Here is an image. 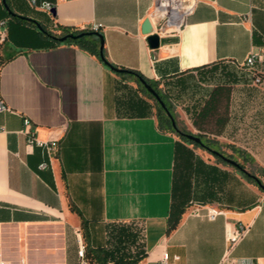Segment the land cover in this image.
<instances>
[{"label":"crops","instance_id":"0c3cea01","mask_svg":"<svg viewBox=\"0 0 264 264\" xmlns=\"http://www.w3.org/2000/svg\"><path fill=\"white\" fill-rule=\"evenodd\" d=\"M5 1L14 15L0 0V264H164L163 253L166 264H264V190L161 129L131 77L75 44L44 46L22 18L56 33L100 24L105 59L157 85L264 49V0H198L156 48L142 33L154 0H44L53 13ZM227 85L197 102L199 122L214 128L202 132L264 167V84ZM28 135L56 141L46 152ZM206 206L221 212L209 220ZM240 226L247 231L229 248L226 235Z\"/></svg>","mask_w":264,"mask_h":264},{"label":"rangeland","instance_id":"374dc122","mask_svg":"<svg viewBox=\"0 0 264 264\" xmlns=\"http://www.w3.org/2000/svg\"><path fill=\"white\" fill-rule=\"evenodd\" d=\"M204 70L205 71L200 74L198 72L185 74L182 82H178L176 79L165 80L157 84V88L165 95L167 101L171 105V114L174 118L176 127L180 131L195 134L199 136L201 140H215V145L213 148L211 147L212 149H219L224 155H232L231 148L226 146V143L220 142L212 135L202 132H213L214 128L211 121L199 122L196 104L198 101L202 103L204 100L213 102V91L218 88H228L226 86H229L227 85L229 83L241 81L256 87L257 85L264 84V81L259 84H253L249 80L246 71L235 65L228 66L227 64H219L216 68H206ZM211 107L212 105L210 108ZM187 108L190 110V115H188V117L186 115ZM202 124H204V126ZM174 133L177 134L176 132ZM178 137L180 136L178 135ZM199 148L205 150L201 146ZM206 153L209 156H213L208 151H206ZM248 166L250 167V171L252 170L251 168L254 167L249 163ZM245 171L248 172L247 169ZM260 181L264 183V180L260 179Z\"/></svg>","mask_w":264,"mask_h":264},{"label":"built area","instance_id":"2783aa9c","mask_svg":"<svg viewBox=\"0 0 264 264\" xmlns=\"http://www.w3.org/2000/svg\"><path fill=\"white\" fill-rule=\"evenodd\" d=\"M31 6L38 7L47 13L51 12L52 4L48 1L27 0ZM198 0H154L153 6L148 14L150 22L155 26V33L160 37L172 36L180 31L184 26L187 17L193 12ZM5 21L0 20V27L4 25ZM100 24H95L92 30H99ZM5 37V31H0V40ZM237 67L246 71L249 80L253 84H259L264 81V49L256 52L250 51L242 62ZM6 106L0 97V110L5 109ZM28 124V120L24 119V125ZM27 133V132H26ZM27 141L29 144L40 146L46 152L55 144L56 140H38L28 135ZM45 162L40 164V167H45ZM201 205L196 204L191 212L199 215L201 213ZM261 211L264 214V201L261 204ZM221 211L213 206L204 207L202 215L209 220H213ZM247 231L246 226H240L236 230L227 233L226 239L228 247L231 248ZM78 256L85 263L84 252L85 247L80 238H78ZM167 254L163 253L162 262L166 264Z\"/></svg>","mask_w":264,"mask_h":264},{"label":"trees","instance_id":"16d2710c","mask_svg":"<svg viewBox=\"0 0 264 264\" xmlns=\"http://www.w3.org/2000/svg\"><path fill=\"white\" fill-rule=\"evenodd\" d=\"M45 29V28H44ZM46 32H42L40 30H37V34L46 37V41L45 43H43L44 46H53L56 44H60V43H70V44H75L78 47L82 48L83 50L99 57V45H100V38L98 35L94 34V33H85L83 34L81 37L76 38V39H66L65 41H57L53 38H51L50 35H56V36H61L67 33H73V34H77L80 32H86V31H91L89 29H74V28H68V27H64L61 26L59 27V32H54L52 30H47L45 29ZM101 35L102 33L97 30ZM103 38V37H102ZM104 55V52H103ZM105 58V57H104ZM132 73H120V72H116L118 75L120 76H124V77H131L138 85V87L140 88V90L150 99L153 100L154 104H155V113H156V117L158 120V126L161 129L164 130H168L171 132H175L174 128L171 125L170 119L169 117L166 115L164 109L161 107V105L156 101V99L154 98V96L147 91V89L139 82L138 77H141L143 79H145L159 94L160 98L162 99V101L164 102V104L166 105V107L168 108V110L171 112V105L169 104V102L167 101L166 97L164 94H162L160 92V89L157 88V85L152 83L151 81L147 80L146 78H144V76L135 71V70H131ZM180 139L183 140L186 143H190L193 144L194 146H198L200 147L198 144L193 143L192 141L186 139L185 137H181ZM202 141L205 143V145L209 146L210 148L215 145V140L212 139H202ZM226 146L231 148V154L225 155L228 156L229 158L235 160L242 168H246L248 170V172L254 176H256L259 180L262 179L264 180V167H261L259 165H257L254 161V159L251 157L250 154H248L245 150L233 145V144H229L226 143ZM219 150V149H218ZM220 151V150H219ZM216 158L222 162H225L224 160H222L221 158L217 157ZM248 163L253 165L254 167H252L251 171L249 170V166ZM247 165V166H246ZM248 180L256 183V181L254 180V178L244 174ZM176 219L171 223L170 225V229H172L175 224H176ZM82 224H85L84 221H82ZM84 241H87V233L84 232ZM97 252L99 254H101L100 250H97Z\"/></svg>","mask_w":264,"mask_h":264},{"label":"water","instance_id":"95a60500","mask_svg":"<svg viewBox=\"0 0 264 264\" xmlns=\"http://www.w3.org/2000/svg\"><path fill=\"white\" fill-rule=\"evenodd\" d=\"M4 7L6 8L7 12L11 15H14V13H12V11L8 8L6 1L5 0H1ZM51 12H54V8H51ZM25 20L31 21L38 30L42 31V32H46V30L44 29V27L38 23L35 20L26 18V17H22ZM85 33H94L96 35L99 36L100 38V45H99V57L102 60V62L107 65L110 69H112L115 72H120V73H132L131 70L129 69H125V68H117L114 65L110 64L103 55V38L102 35L96 31V30H91V31H86V32H80L77 34H73V33H67L61 36H56V35H50L51 38L57 40V41H65L66 39H76L81 37L83 34ZM142 33L146 34V41L149 45L150 48H156L159 45V36L155 33V32H151V28H150V23L148 19H145L143 25H142ZM139 82L147 89L148 92H150L154 98L156 99V101L161 105V107L164 109L166 115L169 117L170 122L172 127L174 128L175 132L181 136V137H185L186 139L192 141L193 143L198 144L199 146L205 148L206 150L210 151L213 155L221 158L222 160L234 165L235 167H237L238 169H240L241 171H243L244 173H246V175L254 178V180L256 181V183L258 184V186L264 190V183H262L256 176L248 173L245 171L244 168H242L235 160L229 158L228 156H225L223 153H221L218 150L212 149L208 146H206L203 141L201 140V138L195 134H191V133H185L180 131L175 124L174 118L172 116V114L170 113V111L168 110V108L166 107V105L164 104V102L162 101V99L160 98L158 92L143 78L138 77Z\"/></svg>","mask_w":264,"mask_h":264}]
</instances>
